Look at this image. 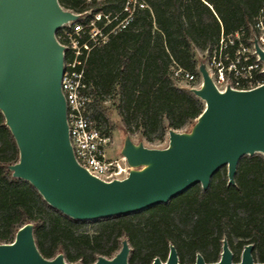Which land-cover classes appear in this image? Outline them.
I'll return each instance as SVG.
<instances>
[{"label":"trees","instance_id":"1","mask_svg":"<svg viewBox=\"0 0 264 264\" xmlns=\"http://www.w3.org/2000/svg\"><path fill=\"white\" fill-rule=\"evenodd\" d=\"M147 1L149 8L130 28L92 50L85 75L93 96L90 113L98 127L109 133L105 102L113 99L126 135L139 133L140 140L163 142L170 129L192 127L205 109L190 89L177 85L175 69L195 73L200 81L201 60L222 34L242 33L245 42L253 37L264 0ZM59 3L75 11L86 7L80 0ZM19 155L0 111V243L13 242L17 231L32 223L40 253L47 259L62 253L69 263L94 264L100 256L112 258L125 239L131 248L130 264H150L155 258L166 261L171 245L182 264L194 263L198 253L206 262H215L224 239L234 262L241 260L239 253L248 244L254 247V260L264 262L262 154L240 160L234 184H228L223 167L207 190L196 184L167 203L88 221L51 207L31 183L13 177L9 166L19 161ZM86 224L95 228L85 230Z\"/></svg>","mask_w":264,"mask_h":264},{"label":"water","instance_id":"2","mask_svg":"<svg viewBox=\"0 0 264 264\" xmlns=\"http://www.w3.org/2000/svg\"><path fill=\"white\" fill-rule=\"evenodd\" d=\"M77 18L59 0H0V111L20 153L9 169L51 207L81 221L128 215L167 203L196 184L207 190L223 167L228 184H234L243 157L264 156V85L220 92L201 62L202 85L190 91L205 109L191 129H170L165 148H150L126 135L121 156L131 167L129 175L108 182L90 174L70 143L61 88L64 46L56 38L64 23ZM255 47L264 60V52ZM33 229L27 223L13 242L0 243V264H82L67 262L62 253L45 258ZM253 248L246 245L241 260L234 262L224 239L218 261L206 262L197 254L192 264H264L254 260ZM130 250L125 239L114 257L100 256L94 264H130ZM150 264L182 263L171 245L166 261L155 258Z\"/></svg>","mask_w":264,"mask_h":264},{"label":"built area","instance_id":"3","mask_svg":"<svg viewBox=\"0 0 264 264\" xmlns=\"http://www.w3.org/2000/svg\"><path fill=\"white\" fill-rule=\"evenodd\" d=\"M84 9L71 11L77 19L64 23L56 38L64 46V73L61 88L66 100L69 138L77 162L93 176L113 181L124 179L131 170L125 157H108L110 133L97 126L90 113L93 96L86 81L85 67L93 49L130 28L141 12L149 8L147 0H80ZM255 34L245 42L242 33L222 34L206 53V67L220 92L228 88L247 91L264 85V60L255 43L264 52V5L254 26ZM201 75V74H200ZM177 81L200 88L198 75L175 69ZM190 88V89H191Z\"/></svg>","mask_w":264,"mask_h":264},{"label":"rangeland","instance_id":"4","mask_svg":"<svg viewBox=\"0 0 264 264\" xmlns=\"http://www.w3.org/2000/svg\"><path fill=\"white\" fill-rule=\"evenodd\" d=\"M202 57L203 56L200 55V58H202ZM201 62H206V60L202 58ZM200 80L202 82V77ZM177 85L181 88L190 89L192 84L187 83L185 81H177ZM114 102L115 101L113 99H108L105 102V106L109 112L107 125L109 127V133H110L111 138H112V142H111L110 147L108 148V151H107L109 158H117V157L121 156V150H122V147L124 144V140L126 138V134L123 130L120 117L117 114L116 104H114ZM190 129H191V126L187 129H183L180 131H187ZM131 138L135 143L143 142L146 146H148L150 148H165L168 144V134L166 135L165 140L163 142H160V141L148 142L146 139L140 140V134L139 133L134 134V136H132ZM94 228H95V224H86L83 226V229L88 230V231L93 230ZM242 252H243V250H241L239 253L240 259L242 256ZM198 254L202 255V253H198ZM220 257H221V253H220ZM233 257H234V255H233ZM189 260H190V256H186V261H189Z\"/></svg>","mask_w":264,"mask_h":264}]
</instances>
